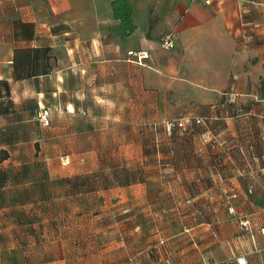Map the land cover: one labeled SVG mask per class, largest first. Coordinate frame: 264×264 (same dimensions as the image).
I'll return each mask as SVG.
<instances>
[{
  "label": "crops",
  "instance_id": "crops-1",
  "mask_svg": "<svg viewBox=\"0 0 264 264\" xmlns=\"http://www.w3.org/2000/svg\"><path fill=\"white\" fill-rule=\"evenodd\" d=\"M113 1L0 0V164L79 167L49 213L0 210V264H236L240 238L264 264V0H128V36ZM184 111L212 119L154 153L146 126Z\"/></svg>",
  "mask_w": 264,
  "mask_h": 264
},
{
  "label": "rangeland",
  "instance_id": "rangeland-1",
  "mask_svg": "<svg viewBox=\"0 0 264 264\" xmlns=\"http://www.w3.org/2000/svg\"><path fill=\"white\" fill-rule=\"evenodd\" d=\"M193 117H200L199 115H193L191 111H184L179 113V115L175 116L174 118H160L158 121H154L152 125H147L146 127V135L150 139V144L152 146L150 147L154 153L156 152H161L162 148L164 145H161L159 147L155 146L156 144H161L164 140L162 139H170L174 137L176 134L179 136H183L184 134H190L191 131H195V127L192 124V121L194 120ZM175 123L179 122L182 123V127H178V125L169 131L166 129L165 124L166 123ZM207 123H204L202 126L204 127ZM208 132V131H207ZM206 133V132H205ZM207 137V136H206ZM208 138V137H207ZM1 144V143H0ZM154 144V145H153ZM45 147V146H44ZM43 147V148H44ZM41 149L38 152L32 154V158L36 161H38L37 168L35 169H29V170H23L19 171L16 168V165H14L15 158L14 155L11 156V159L3 162L0 164V210L11 208V207H21L25 206L24 208L30 209V208H35V207H41V209L47 213H49V205L48 203L45 202L44 200H48L51 202L49 199L52 196V191H57L63 190V180L60 179L58 181V177L60 174L63 172H67L68 174H72L74 171V168H79V167H74L71 168V171L66 169L64 166V156L66 155V152L62 153L61 151L58 153H52L49 150ZM2 154H0V157ZM90 168H93L92 166H89ZM17 169V170H16ZM73 169V170H72ZM75 169V170H76ZM94 172V171H93ZM93 174V173H92ZM56 177V180H51L49 177ZM4 177V178H3ZM78 177V176H77ZM33 178L34 179H39V183L41 184L39 192H37L36 188L33 187ZM95 178V179H94ZM90 178L88 182H84V179L82 181H77L75 182V187L76 189H79L78 186H86L87 188L91 187L90 189H96L97 187H103V186H111V180H104L103 182L97 181L96 177ZM52 183H51V181ZM75 179V176L73 177ZM78 179H80L78 177ZM6 180L4 182V185L2 184V181ZM22 183L24 184H21ZM21 184V185H20ZM66 185H69L66 183ZM34 197V198H33ZM112 197V194L108 195V198L110 199ZM44 201V202H43ZM78 200H72V205L74 206L78 204ZM61 204V202H60ZM261 205H264V200L261 201ZM37 209V208H36ZM40 209V208H38ZM234 213V210L233 212ZM236 246L239 247L237 249L236 257H238L239 253H242L244 250V245H243V239H238L237 243H235ZM239 250V251H238ZM45 251L49 252L51 254L52 248L47 247ZM6 253V255L4 254ZM0 254V260L2 258H11L10 255H7V252H4ZM20 256V254L25 255L28 254L29 259L36 260L37 256L40 257V253H35V252H30L28 250H17L15 252ZM235 254V253H233ZM232 255V253H231ZM16 256L15 254L12 255V257ZM50 255L44 254L42 255L41 258H46L49 257ZM203 264H208V263H203Z\"/></svg>",
  "mask_w": 264,
  "mask_h": 264
},
{
  "label": "trees",
  "instance_id": "trees-1",
  "mask_svg": "<svg viewBox=\"0 0 264 264\" xmlns=\"http://www.w3.org/2000/svg\"><path fill=\"white\" fill-rule=\"evenodd\" d=\"M112 9H113V14L116 17V19L120 20V22L122 23L123 28H125L127 36L133 34L136 31L137 28H136V25H135V22H134L132 8H131V5H130L129 1L128 0H114L113 3H112ZM193 115H196V114H193ZM200 117H203L204 118V123H207L204 127H206L209 124L210 119H212L211 115H209V114H205L204 116L203 115H200ZM192 124L194 125L195 128H204L202 126L203 124H198V123H196L195 120L192 121ZM155 146L159 147V146H161V144H159V145L156 144ZM6 157H7V154L4 155V156H1L0 157V161L2 159H5ZM4 182H6V180H3L1 185H4ZM22 184H24V183H22ZM33 187H35L36 190H37V192H39L40 187H41V184L39 183V179H34L33 178ZM44 201L47 202V203H49L48 200H44ZM27 250L30 251V252L31 251L32 252H35V253H39L40 252V251H37V250L32 249V248L31 249H27ZM15 252H17V251H15ZM28 256H29L28 254H25V255L20 254V256H18V254H16V256L14 257V260L16 262L18 261V263H20V261L22 260V258H28ZM246 259L248 260V263L249 264H254L247 257H246ZM29 262H31V261H29ZM201 264H203V263H201ZM256 264H260L258 262V260H257V263Z\"/></svg>",
  "mask_w": 264,
  "mask_h": 264
},
{
  "label": "built area",
  "instance_id": "built-area-1",
  "mask_svg": "<svg viewBox=\"0 0 264 264\" xmlns=\"http://www.w3.org/2000/svg\"><path fill=\"white\" fill-rule=\"evenodd\" d=\"M162 45L165 49L171 50L172 48L175 47L176 42L173 40L172 36L169 35L167 37H165L164 39H162ZM128 60L131 62H135L138 63L139 65H143L144 60L149 58V53L148 51H129L128 52ZM194 120L196 121V123L198 124H203L204 123V118L203 117H193ZM37 119L40 123L41 126L43 127H48L52 124V119H51V110L50 108L47 107H41V109L39 110V113L37 115ZM175 125L178 127H182L183 124L179 123V122H175V123H166L165 127L166 129H168L169 131H171L172 128L175 127ZM231 212H233V209H230ZM236 264H249L248 260L246 259V256L244 255H239L238 257H236L235 259ZM211 264V263H209ZM212 264H223V263H212Z\"/></svg>",
  "mask_w": 264,
  "mask_h": 264
}]
</instances>
